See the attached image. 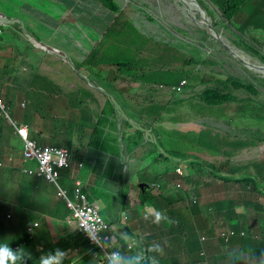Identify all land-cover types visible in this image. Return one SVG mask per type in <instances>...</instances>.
Listing matches in <instances>:
<instances>
[{"label":"rangeland","instance_id":"1","mask_svg":"<svg viewBox=\"0 0 264 264\" xmlns=\"http://www.w3.org/2000/svg\"><path fill=\"white\" fill-rule=\"evenodd\" d=\"M120 6L121 12L116 15L119 19L111 23L110 29L113 32V36L109 39V44L116 50H122L126 45L133 52L136 47L140 51L147 55H156L165 52L168 56H173L175 62L164 61L161 62L158 59H154L151 56H147L145 62L151 64L146 68L141 76L144 78L145 83H163L171 80L188 79L191 84L184 95L179 96V101L185 103V108H182L183 103H173V110L177 119L175 124L170 125L172 129L170 131L164 130L161 126H158L156 131L159 136V142L161 148L166 152L169 151V155L160 156V154L154 157L161 163L162 168H168L172 171L176 170L178 161H187L190 157L196 158L197 163L204 165L203 174L208 173L210 182L213 183L217 179L211 173L216 171L211 165H205V162L217 165L219 168L222 166H229L227 173H223L224 176L230 178L233 175L236 179H241L240 185H235V181H232L233 186H228L225 189V198H219V201L213 200L212 203H204L201 198L194 195L198 194V191L192 190L189 195L187 188L171 189L173 193V211L177 214V218H186L188 222L196 225L197 223L202 226V221L206 219V215L211 212H216L213 217V222L221 219L228 224L240 225L245 229H249L252 232L260 229H264V202L261 200L263 195H259L260 187H264V177L260 173V166L264 164V141L258 140L257 146L254 149H248L247 153L242 151L237 153V150L232 149L230 154H226L229 149L223 151L210 150V145L214 143L213 135L227 134L230 136L232 142L242 140L241 136L252 135L257 136L259 131H264V108L259 106V103H264V70H251L245 65V62L239 61L234 58L223 47L219 40L214 41L212 36L216 39L219 38L217 33H214L211 29L200 27L197 23L202 20V14L199 12V8L204 11V17L209 19L206 23H214L217 28L218 34L221 35L222 41L227 43L226 47L234 48L238 51L244 61L251 63L258 67H263L260 63H263V54L256 55V52L251 46L257 48L260 52V42L264 44V40L255 42L259 37L257 32L252 29H243L239 23H232L225 17H221L218 9L212 4V0H185V7L181 4L180 0H115ZM200 1V2H199ZM59 0H53L50 3L48 0H0V11L7 14V17L13 18L12 22H0L6 23L3 26L13 27L8 31H4L1 37L8 35V40L0 41V45H3V49H0V55L5 57L16 56L20 60L37 58V52L43 59L53 58L58 60L59 74H55L52 78V92L56 94L59 90L69 89L72 85L75 87L76 83H80L81 78L72 72L71 68L76 67V63L72 60L75 54L81 52L84 55L93 50L96 54L100 53L99 48L94 45L85 44L86 40L83 38L93 39L91 30L86 28L90 26V23H95L100 19L97 13L90 17L86 11H79L78 15L84 14V18L76 21H72L73 18L70 10H64L58 7ZM89 2L93 4V0H78L79 7L87 5ZM190 3V4H189ZM96 4V2H94ZM201 4V5H199ZM202 6V7H201ZM221 2H218V7H221ZM185 8H192L194 13H188ZM195 8V9H194ZM94 12V11H93ZM3 15L2 13H0ZM4 16V15H3ZM249 20L255 23L252 17ZM68 23L72 25H78L77 27L65 24L59 26L61 28L55 29L59 23ZM89 23V24H87ZM221 23V24H219ZM229 26H234L229 29ZM244 24V23H243ZM27 33H24L23 28ZM108 32V31H107ZM36 33H40L44 36L45 43L48 45L59 46L64 51L68 58H62L54 54H46L42 52L39 47L34 46L29 52L25 50L26 56L18 50L14 40L23 41L22 48H25L26 41L37 38ZM106 34V33H104ZM82 37V39H80ZM34 38V39H33ZM12 40V41H9ZM254 41V42H253ZM264 48V46H262ZM211 51V54L209 52ZM21 53V54H20ZM133 60L136 58V54L132 55ZM84 59V58H80ZM114 56H111L108 60H101V64L108 63L113 60ZM4 59H1V65L4 63ZM15 64V63H14ZM39 64V63H37ZM212 64V65H211ZM212 66V67H211ZM18 65L15 64V68ZM205 70H213L222 74L220 81H226L228 78H238L246 82L254 83L258 90L259 95L246 91L245 89H237L232 83L220 84V88H226L228 93L231 94L232 100L221 105H210L208 102H203V106L196 107L197 102L204 101L202 93L204 88L210 84V77L213 76L211 72H208L207 79L203 82L196 83L193 81V73L201 68ZM103 68L95 69L94 75L100 74ZM86 75L93 81H97L98 78L93 76L89 71H86ZM137 77V72L134 74V78ZM263 78V79H262ZM89 80V79H88ZM70 84V85H69ZM71 86V87H72ZM18 88V86L16 87ZM73 90L78 94L82 91L81 88ZM161 91H165L161 89ZM65 92V91H64ZM191 92V93H189ZM3 93V92H2ZM89 94L90 92L87 91ZM169 93V92H167ZM252 98L254 100V108H246L242 110L240 102H235ZM6 112L18 123L24 121V115L27 111L20 106L19 99L15 100L13 104L5 101ZM68 107V104H64L63 109ZM80 113L83 119L90 118L92 115L91 106L87 103L85 98L79 99ZM165 107V105H163ZM155 112L159 111L156 107ZM195 111V115H190ZM203 119L204 123L200 125V128L205 129L192 130L190 128L194 120ZM170 120L168 118H165ZM3 124L5 131H8L12 135L13 141L18 147H22V141L17 135H14L11 125L8 124L3 118ZM149 140H152L148 136ZM53 141L47 144H58V139H52ZM109 154L113 151L108 149ZM114 156H105L96 164H93L85 172L84 183L86 185L85 190H88V196L91 202H98L101 215L106 222L114 224L113 231L117 232L123 242L126 245L127 251L129 247H134L135 254L141 252L138 246L136 236L141 237V243L146 250L150 245L157 244L159 240L157 238L151 244L149 237L151 233V225L154 223L153 219L145 218L142 216L143 209L141 206V191L144 189L142 184L135 182V179L130 180L127 178V182H124V178L120 179V176L124 174L123 163L120 161V157L117 152ZM159 157V158H158ZM18 159H23L22 154L18 155ZM4 161V160H3ZM8 165L0 166V182L7 179H3V168ZM194 171L197 173L194 178L196 181L202 179L203 174L198 171L199 168L193 163ZM202 168V167H201ZM201 169V171L203 170ZM13 169V170H12ZM223 170V169H222ZM11 174H13L17 181L13 184L18 193L17 182H23L22 193H29L30 184L33 179L23 173L18 172L11 166ZM141 174L144 176L143 180L149 186L155 180V171L151 169H143ZM206 175V174H205ZM189 176V175H188ZM258 178V180H257ZM80 181H76V187L80 188L78 184ZM183 183V182H182ZM184 184V183H183ZM201 184V180L199 185ZM190 185V184H189ZM187 185V186H189ZM186 187V185H184ZM81 189V188H80ZM41 194L47 200L54 203V206L58 209L57 212L49 210L46 201L40 199L32 201V205L28 202H22V208L30 209V218L40 223L41 228L49 226L51 235L62 236L69 231H77L78 226L75 221L68 223L69 210L66 208L65 203L57 198L55 188L41 181L40 183ZM57 190L61 194H71L74 189L65 190L61 186L57 187ZM187 193L189 199L184 200V195ZM221 190V188H220ZM264 192V188L261 189ZM185 193V194H186ZM14 194V193H11ZM10 194V195H11ZM223 194V195H224ZM196 196L198 201L195 202ZM22 199H26L23 197ZM233 199V201H229ZM209 202V197L207 201ZM38 202V203H37ZM246 202V203H244ZM45 203V204H41ZM156 210L159 209V202H155ZM213 207L216 211H213ZM62 210L59 214V210ZM163 216L169 217L168 213H161ZM128 218L127 226L122 225L120 222H124L125 218ZM230 221V222H229ZM212 222V223H213ZM60 226L65 227V229ZM211 227V226H210ZM218 233V229L214 228ZM155 231L157 232V225H155ZM191 231V230H190ZM203 231H200L201 234ZM134 234L135 236H132ZM10 239H15L14 236H10ZM205 237L201 236V241L205 242ZM172 245V243H171ZM260 249L264 248V239L258 242ZM223 248V247H221ZM248 248V247H246ZM252 248V246L250 247ZM248 248V249H250ZM164 250V249H163ZM247 252V251H245ZM150 255V253H147ZM154 255L151 253L150 256ZM165 253L163 252V256ZM162 256V257H163ZM182 256V255H180ZM255 253H249L240 258L231 253L230 258L232 262L234 258H238L235 264H262L256 260ZM181 262H188L185 256L179 258Z\"/></svg>","mask_w":264,"mask_h":264},{"label":"clouds","instance_id":"2","mask_svg":"<svg viewBox=\"0 0 264 264\" xmlns=\"http://www.w3.org/2000/svg\"><path fill=\"white\" fill-rule=\"evenodd\" d=\"M180 1L182 2L181 4L185 7V5H186L185 0H180ZM242 1L243 2L245 1L246 3L243 6H242L243 3L237 6L238 11L241 9L239 12V15L237 17V20L224 15L222 6L218 7V2H220V0H212V4L218 9V11L221 14V17L227 18V20L231 21L232 23L241 24L243 29L255 30L257 32V34L262 37L263 34L260 33L257 29H255L253 25H250L253 22H251L249 20V17H252L255 20L257 15H263L264 16V0H242ZM199 5H201V4H199ZM120 6H122V5H120ZM185 9L188 11V13H194L192 8H185ZM198 9H199V12L202 14V20L198 21L197 24L200 27L207 28V25L205 23L208 22L209 19L207 18V16L204 17V11H202L199 8V6H198ZM93 11L95 12V11H103V10L100 9L99 7H95ZM243 21H244V23H249V24L244 27ZM4 22H6V21H4ZM7 22H9V21L7 20ZM3 24H6V23H0V25H3ZM219 24H221V23H219ZM210 25H212V27L215 29V32L214 31L213 32L217 33V36H219L218 39H216L212 36L213 40L214 41L219 40V42L223 45V47H225V49L230 53L228 47H226L227 43L222 41L221 35L218 34L217 28L214 26V23H212V24L210 23ZM226 25L229 26V24H226ZM93 28L95 30H97L95 27H93ZM228 28L229 29L233 28V30L235 32H236V30H238L234 26H229ZM55 29L57 30L59 28L55 27ZM3 33H4V31L0 27V35H2ZM40 40H42V39H40ZM29 41H31V40H29ZM42 41L45 42L44 39ZM32 44L34 46H36L35 45L36 42L35 43L32 42ZM51 46H53V45H51ZM0 47L3 48V45H0ZM36 47H38V46H36ZM53 47H55V50H51L48 48H41V47H39V49H41L42 52H47L50 54L58 55V57L68 58L66 53L64 51H62L59 47H57V46H53ZM251 47H253V46H251ZM231 50H233L240 58H242L241 62H245V65H247L248 67L250 66L248 69L258 70V71L264 70V64L260 63V65L263 67H258L256 65L251 64V63H247L246 61L243 60L245 58L242 57V55L238 51H236L234 48H231ZM263 51H264V48L261 47L260 48V54H263ZM89 53L90 52L85 54V59ZM253 53L260 56V54L258 52H253ZM209 54H211V51L209 52ZM230 55H232V54L230 53ZM232 56L234 58L238 59L234 55H232ZM168 58H173L174 61H172V62H175V58L173 56H169ZM85 59L80 63L74 61L73 59L72 60L68 59L69 62L74 61L76 63V67L71 68L72 71L75 72L76 75H78L81 78V80L83 81V83L86 85V87L88 89H90L94 92H102L106 97V102H105V104L101 110V113L98 116L97 123H96L95 127L93 128V131L91 134V138L89 141H87L88 150L82 149L80 147H76V141H75L73 136L66 137V138L59 136L56 129H54L53 133L44 132V135L47 139H58V144H55V145L54 144H46L45 146H42L41 143L43 141L41 139V137H42L41 133L35 132L29 126V121L33 117V112H32L31 107L29 105L28 99L24 96H19V95H16L13 97L8 96L6 92H4L0 89V120L2 121V124H3V118L6 121H8V124L11 125V127L13 129V133L15 135H17L20 138V140L22 141V147H18L16 145V149L13 150L10 154L8 162L11 163V166L13 168H15L18 172L23 173V174L31 177L33 179L31 184H34V182L41 183V181H39L37 178H42L46 181H49L51 184H53V186L55 187V190H56L57 198L60 199L61 201H63L71 211V218L68 220V223H70L71 221H75L77 223V226H78L77 231L81 232L83 235L86 236V234L81 231L80 226H79L81 219H80V217L76 216V209H78V206H80V207L83 206V204L81 202L76 201L75 194H74L75 189L77 188L76 187V181H78V180L80 181L78 186L81 188L82 193L86 196V198L88 200L87 206L89 208H91L93 211H95L96 213H98L99 216L102 218V220L105 223L109 224V229L103 233L104 237L105 236L110 237V240H104L103 241L104 244L108 247V251L110 253L109 254V257H110L109 261H107L106 263H103L104 254L102 252H100V248H99V245L97 243H91L92 245H94V248L91 250H88V251L75 250L74 252H71V253L63 252L60 249H56L54 253H52V252L49 253L46 249H44L43 245L36 244L35 245L36 251L45 253V254H42L43 257L40 258V264H61V261L63 258L68 259L71 262V264H74L77 261L83 259L84 257H87L88 255L93 256V258L97 262L96 264H144V262L146 260L149 261V264H159V260L157 258V255H163L162 245L154 243V244L150 245L146 250L143 249L141 252H139L137 254H135L133 246H130L129 251H127L126 245L123 242V240L121 239V237L119 236V234L117 232L113 231L114 224H110L109 222H106L105 219L102 217L101 209H100L98 202H91L88 198V195L83 192L85 190L86 185H85L84 181L82 179H80V173L84 170L87 171L89 169V167H90L89 166V158L90 157H94L95 155H98V154L102 158L105 156H111V155L114 156L115 155L114 151H115L118 153L120 160H124L123 159V151H126L129 147L131 149H133L134 146L137 144V140L135 137L136 131H137L135 128L136 124H133L127 118L129 115L127 113H125V111L123 109L118 107L114 97L112 95L111 96L108 95V92H107L108 87L96 85L92 81V79L86 75V71H88V69L81 65L85 61ZM262 59H263V63H264V57H262ZM18 60L20 63L23 62L25 64V65H21V67H26V64H30L32 68H36L37 58H34L33 60L28 59V58L27 59L25 58L24 60H20V59H18ZM245 60H247V59H245ZM205 68L206 67L201 68V69L197 70L196 72H194L192 79L196 83L203 82L207 79L206 75H208V72H211V74L213 76H211L209 78L210 84L208 87L204 88V92L202 93V98L204 100L206 98L207 93L209 91H213V95H211V97L208 100L211 102L210 105H221V104H224V103L232 100L231 94L228 93V90L226 88L221 89L219 86L220 84H222V85L224 83L229 84V82L236 83L237 81L246 82L244 80H240L238 78H233V77L228 78V80H226V81H220V77L223 76L222 74L217 73L213 70H205ZM198 78H199V80H197ZM38 81H39V83H41V79H39ZM166 82L172 83V85L166 86L165 84H160L158 86V89L166 90L167 92H169L168 94H171L172 96L177 98L176 101H179V96L184 95L183 93L186 92L185 91V90H187L186 88H188L191 84V82L185 78L180 79V80L166 81ZM249 83H252V82H249ZM252 84H254V83H252ZM240 89H242V88H240ZM189 93H191V92H189ZM17 99H19V101H20V106L27 111V114L24 115V121L21 123H18L16 120H14L6 112L5 101H8V102H10V104H13V102ZM203 102L204 101H202V103ZM241 108H242V105H241ZM242 110H244V109H242ZM38 111H39V116L44 117L41 108H38ZM195 114L196 113L194 111V114H192V116ZM194 122H195V120H194ZM194 122H193V124H194ZM203 123L204 122H201L200 125ZM1 127H2L1 133H3L6 136L12 137V135L8 131H5L4 124ZM200 129L202 130L205 128L202 127ZM193 130H196V129H193ZM215 134H217V133H215ZM34 135H36V136H34ZM219 135L224 136L229 140L231 139L230 136H228L227 134H219ZM241 139L242 140L252 139V135H249V136L244 135V137L241 136ZM255 147L256 146H252V147H249L248 149H254ZM159 148H161L160 143H159ZM46 149H50V151H52V152H48V154L46 155L47 160H49L48 161V169L51 173L49 171L42 173L43 164L45 161L43 158H40L39 156H37V153H39L41 151H45ZM70 149H72L73 151H70ZM108 149H111L113 152L111 154H109ZM239 150H241V151H239L237 153H241L242 151H245V153L248 152L244 148H239ZM159 151H160V149H159ZM229 151L230 150L227 151V153H226L227 155H228ZM71 152L78 154L82 158V160L80 162L73 160V155ZM162 152H164V153L158 152V155L159 154H160V156L169 155V151H166V153H165V151H162ZM20 153L22 154V157H23V159L21 161L18 159V155ZM121 157H122V159H121ZM153 159L150 162L149 169H151L153 171H155L154 169H158V170H156L157 173H155L156 174L155 180L150 186L144 182V180H143L144 176L141 173H133V172L125 170L124 174L120 176V179L124 178L123 181L127 182V178L128 179L130 177L136 178V180L139 181V183H141L143 185L144 190L148 189L152 193H154L155 195H162L165 191L170 192L171 189H177L176 187L187 188V190L189 191V195H190V192L193 190V184H194V180H195L194 176L197 174L194 171V166H193V163L197 162L196 158L190 157L187 161H178V164L176 166L175 171H172L168 168H162V165L158 161V159L155 158V161ZM8 162H6V163H8ZM3 163L4 162H0V166H2ZM196 168H197V166H196ZM180 169L183 172L180 173L179 172ZM197 170L199 171V168ZM30 171H33L34 173L31 174ZM69 172L76 173L77 176H75L73 178L72 189H74V190L72 191L71 194H66V197H65L64 195H61V193L57 190V187L61 186L65 190H71L70 188L63 187L61 184V181L63 180V177H64V173H69ZM212 172H215V175L218 178L214 174L213 175L215 176V178L217 180H219L225 186V189L228 186L234 185V184L232 185L231 182L225 183L224 181H222L220 179L223 177L228 178V177L223 175V173L225 174L228 171L222 170L221 174L218 173L217 170L212 171ZM38 173H42L43 175L39 176ZM205 174H203L202 179H200L201 183H206L209 180V174L208 173H205ZM174 176H178V180L174 181L173 187L169 189L168 183L174 179ZM234 177L235 176L233 175L229 179H231L233 181H240L241 180V179H236ZM200 180L197 182L199 183ZM257 180H258V178H257ZM240 184L241 183H239V182L235 183V185H237V186ZM184 185H186V187ZM187 185H189V186H187ZM31 187L32 186H30V188ZM262 188H264V187H260V190L258 193H259V195L264 196V192L261 190ZM9 189H15V187L13 186L12 188H9ZM181 191H183V190H181ZM189 195L187 196V199H189ZM194 197H195L194 201L197 202L198 198L196 196H194ZM198 197L201 198V201L206 203L202 196L198 195ZM40 199L45 201L43 195H41V194L33 195V197L30 198L31 201L40 200ZM261 200L264 202V197L261 198ZM69 201L73 202L75 208L70 207L68 205ZM230 201H233V199H230ZM244 203H246V202H244ZM28 204L29 203H27V205ZM144 208L145 207L143 206V212H144ZM26 211L29 214L31 213L30 209H28V208H26ZM165 212L168 213L167 209H165ZM145 214H147V213H145ZM154 214H155V222L156 223H159L161 221V219H166V217H164L161 213H157V210L150 215H154ZM150 215H145V216H150ZM127 221H128V218L126 217L125 221L124 222L122 221L120 223L122 225L127 226ZM91 222L96 223L95 220H93ZM169 222L171 223V221H169ZM47 227L49 228V226H47ZM48 228L46 229L47 232H48ZM40 229H41L40 223L36 222L34 219H31L29 216V219L27 221V229L25 230L28 233V237L30 239H33L35 236V233ZM212 229H214V228H212ZM70 232H72V231H69L68 233H70ZM49 238H50V236H49ZM136 239H137V243L139 246V244H140L139 238L136 237ZM52 241L58 242L59 241L58 236H56V237L53 236ZM14 249L5 245V244H3V246H0V264H16V261H19V262L25 261L24 255L19 254V256H18V253L21 251L20 245L14 246ZM147 253H155L157 255H152L149 257L147 255ZM17 259H19V260H17Z\"/></svg>","mask_w":264,"mask_h":264},{"label":"trees","instance_id":"3","mask_svg":"<svg viewBox=\"0 0 264 264\" xmlns=\"http://www.w3.org/2000/svg\"><path fill=\"white\" fill-rule=\"evenodd\" d=\"M50 3L53 2V0H48ZM75 1L76 0H59L58 7L61 9H64L66 7L75 8ZM96 2V6L92 5L91 7L89 4L78 7L76 11H86L91 18L94 13H97L100 16V19L97 20L95 23H90V26H87V28H90L91 34L93 35V38L100 37V47L104 50L103 53L100 52L99 54H96V51H91L87 56L85 61L81 64L83 67L87 68L88 70L94 71L96 68L95 65H101V58H105L106 54H110L107 50V45L109 44V39L113 36V32H111L110 26L111 23L114 21H117L118 15L121 12L120 6L115 2V0H93ZM222 3V9L224 12V15L233 19L237 20V17L239 15L240 10L238 11L237 6L242 4V6L246 3L242 0H220ZM95 7H99L103 11H95L93 12ZM264 16L263 15H257L255 19V23H251L250 25H253L255 29H257L260 33L263 34V36H259L255 42H260L261 40H264ZM244 23V21H243ZM89 24V23H87ZM249 23H244V27L248 25ZM3 31H8L9 28L13 27H6L3 25H0ZM95 27L97 30L92 29ZM108 31V32H107ZM106 33V34H104ZM39 39H44V36L40 33L35 34ZM0 40H8V35L6 34L5 37H1ZM12 41V40H9ZM16 43V47L18 50H22V54L26 56L25 50L29 52L31 49H34V45L31 41H26L25 48H22L23 41H17L14 40ZM260 47L264 46L263 43L259 44ZM99 47V46H98ZM0 49H3L0 47ZM253 50L256 52H259L257 48L254 46L252 47ZM104 54V55H103ZM169 57L165 52L159 54L154 59H158L161 62ZM8 60L6 57L0 55V76L1 73L5 72V68H8L10 66V63L7 62L3 66L1 65V59ZM131 76L133 74L131 72H128ZM160 84H165L166 86H171L172 83L163 82ZM238 89L242 88L246 91L252 92L256 95H259V90L255 84L249 83V82H243V81H237L236 83H233ZM3 85L0 81V89H2ZM4 92L8 93L10 92V87L8 86ZM213 95V91H209L206 95V98L204 99V102H208L211 104L209 98ZM235 102H240V105H242V109L246 108H254L253 103L254 100L252 98L239 101V99L234 100ZM260 107L264 108V103H259ZM264 110V109H263ZM2 121L0 120V162H4L2 166H5L3 168L4 176L3 179H7L8 183H5V181L0 182V246H3V244L11 247L14 249V246L20 245L21 251L18 253L25 256L24 262L16 261V264H40V258L43 257L42 254H45L43 252L36 251L35 245L40 244L44 246V249H46L49 253H54L56 249H60L63 252H74L75 250L79 251H88L94 248V245L91 244L88 237L83 235L79 231H72L70 233H67L62 236H58V242L52 241L53 236L51 235V231L48 228V232L46 231L47 228H41L35 233V236L33 239H30L28 237V233L25 231L27 229V221L29 219L30 214L26 211V208H22V202H28L30 205H32V202L30 198L33 197V195L41 194L40 190V183L34 182V184H30L32 186L29 189V193L24 194L18 191L16 193L15 189H9L12 188L13 185H8L9 183H16L17 179L16 177L11 174V163L8 162V159L10 157V154L13 150L16 149V144L11 140L10 136H6L2 131ZM54 126H56V121H54ZM258 140L264 141V131H259V134L257 136H253V139L248 140H237L236 142H229V147L231 146V149L228 154L231 153L232 149L237 150V152L241 151L239 148H244L245 150H248L249 147L257 146ZM47 143L43 141L41 143L42 146H45ZM211 149H216V146L214 143L210 145ZM9 148V149H8ZM70 151H73L70 149ZM73 155V160L80 162L82 158L74 153L71 152ZM4 160V161H3ZM8 162V163H6ZM196 166L199 167V170L204 167V165H200L197 162H195ZM205 165H211L212 168H215L218 173L221 174L222 170H226L229 168V166H222L219 168L217 165L210 164L205 162ZM202 167V168H201ZM13 170V169H12ZM85 171V170H84ZM203 170L201 173L203 174ZM86 172V171H85ZM215 175V172H211ZM260 173L262 177H264V164L260 166ZM77 176L76 173L69 172L64 173L63 180L61 181V184L63 187H67L72 189L73 187V178ZM216 176V175H215ZM217 177V176H216ZM218 178V177H217ZM39 181H44L47 184H51L49 181H46L42 178H37ZM225 183H230L233 180L229 178H220ZM240 182V181H235ZM18 187L21 188L23 182H17ZM54 187V186H53ZM55 188V187H54ZM84 193L88 195V190H84ZM14 193V194H11ZM186 193V192H185ZM184 195V200H187V193ZM11 194V195H10ZM43 195V194H41ZM173 193L169 191H165L162 195H155L150 190L145 189L143 192L141 191V202H140V210L143 209V206L147 203H151L155 206V202H159V209L157 210V213H162L167 209L168 214H170V218L166 217V219H161L159 223L155 222V214L150 216H144L145 218L153 219L154 223L151 225V233L149 237L151 238L150 243L152 244L154 240L157 238L159 242L157 244L162 245L163 252H165V255H157L154 253V255H157V258L159 260V264H235V262L238 261V258H234V261L232 262V259L230 258L231 253L234 255L243 258L245 251H251L252 253H255L256 260L264 264V248L260 249L258 247V242L260 240L264 239V229L257 230L254 232L250 231L249 229H245L242 227L241 224L239 225H232L225 224L223 227V231H219V233H216L214 229H211L209 226V219H204L202 221V226L200 224L194 225L191 222H188L186 218L179 219L177 218V214L175 211H173V199L172 196ZM25 197L26 199H22ZM43 197H45L43 195ZM89 198V196H88ZM90 200V199H89ZM49 210H54L55 212L58 211V209L54 206V203L50 202L48 197L47 200L45 199ZM38 203V202H37ZM45 204V203H41ZM66 208L69 210L70 215L68 218H71V211L65 204ZM61 209L59 210V214L61 213ZM171 221V223L169 222ZM230 222V221H229ZM155 225H157V232L155 231ZM202 230L201 234L198 232ZM191 230V231H190ZM49 233V234H48ZM10 236H14L15 239L11 240ZM50 236V238H49ZM132 236H135L132 234ZM201 236L205 237V242L201 241ZM139 238V247L141 251L144 249L142 243H141V237L138 235L136 236ZM234 239L240 240V242H232ZM172 243V245H171ZM252 246V248H250ZM223 247V248H221ZM250 249H248V248ZM15 250V249H14ZM151 255V253H150ZM150 255H148L150 257ZM185 256L188 259V262H181L179 260L180 257ZM163 256V257H162ZM19 260V259H17ZM96 260L93 258V256L88 255L87 257H84L83 259L77 261L74 264H96ZM61 264H71V262L63 258L61 261ZM144 264H149V261L146 260Z\"/></svg>","mask_w":264,"mask_h":264},{"label":"crops","instance_id":"4","mask_svg":"<svg viewBox=\"0 0 264 264\" xmlns=\"http://www.w3.org/2000/svg\"><path fill=\"white\" fill-rule=\"evenodd\" d=\"M88 4L90 7L95 5L91 2ZM78 7V0H76L75 8L71 10L69 9L70 7L64 8V10H70L71 12V14H68L67 18H69V15H73V18H70L72 21L83 19L85 17L84 14L80 13V15H78L79 11H76ZM65 24L68 23H59L56 27L61 28ZM68 25L74 27L78 26L72 24ZM80 39H82V37H80ZM83 39L86 40L85 44L94 45L99 48L100 52L103 53L104 50L100 47L99 43L101 40L100 37L97 36L93 38L94 40H90L89 38ZM107 48L110 54H106L105 58H101V60H108L111 56H114V59L110 60L109 64L104 63L98 66L95 65V69L103 68L100 74L94 75V71H88L93 76L98 78L97 81L92 80L96 85L108 87V95H112L114 97L118 107L123 109L125 113L129 115L127 118L133 124H136L135 128L137 131L135 137L137 144L133 149L129 147L126 151H123L124 160L120 161L123 163L124 171L126 170L133 173H141L143 169H149L151 160L158 154V152L164 153L162 152L164 150L159 148V136H157L156 131L158 130V126H161L162 129L167 131L172 130L169 126L175 124V120L177 119L175 110H173L172 102L183 103V109L185 108V103L182 101H176V97L158 89L160 83H145L144 78L141 76V74L143 75L144 70L151 66V64L145 62L147 56L156 58L159 54L147 55L145 57L144 55L146 54L136 47V50L134 51L136 58L133 60L132 55L134 52L126 45L122 50H116L112 48L110 44L107 45ZM43 53L44 55L50 54L47 52ZM6 58L8 60H5L2 66L7 62H10L11 64L8 68H5L4 73H1L0 81L3 85L2 89L4 91L9 86L10 92L7 93L8 96L13 97L19 95L28 99L33 112V117L29 121L31 129L35 132L41 133L42 141H46L47 143H50L53 140L47 139L44 132L53 133L54 129H56L59 136L64 138L73 136L76 141V147L88 150L87 141L91 138L93 128L95 127L98 116L106 102L105 95L102 92H94L88 89L82 80L80 83H76L75 87L69 84V89H64L62 86V90L60 89L56 94L50 93L52 92V78L55 74H59L57 65L58 60L55 61L53 58H50V60L43 59L37 52L36 68H32L30 64H26V67H21V65L25 64L23 62L20 63L16 56L12 55ZM80 58L85 59V54L81 55V52H79L75 54L73 60L80 63L84 60ZM164 61L172 62L174 59L167 57L162 62ZM14 63L18 65L17 68H15ZM128 72H131L133 76H131ZM136 72L137 77L134 78V74ZM73 73L76 74L75 72ZM39 79H41V83H39ZM197 80H199V78ZM17 86L18 88H16ZM73 88H81L82 91L77 94ZM87 91L90 93L88 94ZM82 98L86 99L92 110L91 117L87 119H83L80 113L81 109L79 107V99ZM64 104H68V107L65 109H63ZM193 104H195L196 107H199L200 105L203 106V103L201 102ZM163 105H165V107H163ZM156 107L159 108L158 112H155L154 110ZM38 108H41L44 117L39 116ZM192 114H194V111L190 115ZM165 118L171 120H167ZM54 121H56V126H54ZM201 122H204V120H201L200 118L195 120L194 124H192L190 128L192 130H200ZM148 136H150L152 140H149ZM11 140L13 141L12 137ZM213 140L216 149L210 150L223 151L231 149V146L229 147V142L232 141L226 137L214 134ZM101 159L102 157L99 154L94 157H90L89 166L96 164ZM154 170L155 173H157L156 170L158 169ZM85 171L80 173V179L82 180L85 178ZM129 179H135V182L138 183L136 178L130 177ZM177 180L178 176H174V179L168 183V188H172L174 181ZM193 190L198 191V194L194 195L202 196L206 201L209 197L210 201L206 202V204H211L213 200L219 201V198H222V196L225 198V186L219 180L211 183L209 179L206 183H201L199 185L195 179ZM18 191L22 193L21 190ZM144 207V216L150 215L156 211V208L151 203L145 204ZM213 211H216L214 207ZM163 213L166 212L163 211ZM215 214L216 212L208 213L206 215V219H209V226H211V229L217 228L221 231L224 225L228 223L221 219L213 222L212 215L215 216ZM60 227L65 229L63 226ZM253 236L254 232L252 237ZM232 242H240V240L234 239ZM249 253L252 252L248 250L244 253V255ZM248 262L251 264L250 261Z\"/></svg>","mask_w":264,"mask_h":264},{"label":"built area","instance_id":"5","mask_svg":"<svg viewBox=\"0 0 264 264\" xmlns=\"http://www.w3.org/2000/svg\"><path fill=\"white\" fill-rule=\"evenodd\" d=\"M50 149H46L45 151H41L37 153V156L40 158L44 159V164H43V170L42 173H45L46 171H49L48 169V161L46 158V155L48 154ZM50 172V171H49ZM179 172H183L181 169ZM31 174H33V171H30ZM42 173H38L39 176H42ZM51 173V172H50ZM75 199L76 201H79L83 204L82 207L78 206V209H76V216L80 217L81 222H80V229L82 232L86 234V236L89 238L91 243H97L100 248V252L104 254L103 256V263H106L109 261V251L108 247L104 244V240H110L109 236H103V233L109 229V224L105 223L102 218L99 216L98 213L93 211L91 208L87 206L88 200L86 196L82 193L80 188L75 189ZM66 197V194H61ZM70 207H74L73 202L68 203ZM95 220L96 223H92L91 221Z\"/></svg>","mask_w":264,"mask_h":264},{"label":"water","instance_id":"6","mask_svg":"<svg viewBox=\"0 0 264 264\" xmlns=\"http://www.w3.org/2000/svg\"><path fill=\"white\" fill-rule=\"evenodd\" d=\"M0 13H2L6 18H7V15L6 14H4L2 11H0ZM15 19H17V18H15ZM7 20L9 21V19L7 18L6 19V22H7ZM0 22H4V21H2L1 19H0ZM206 25H207V27L209 28V29H211L212 31H214L215 32V29L212 27V25H210L209 23H205ZM34 39V38H33ZM34 41L36 42V46H38V47H44V48H48V49H51V50H55V47H53V46H51V45H48V44H46L44 41H42V40H40V39H38V38H35L34 39ZM229 49V51H230V53L232 54V55H234L235 57H237L240 61H242V58H240L233 50H231L230 48H228ZM142 187H143V185H142Z\"/></svg>","mask_w":264,"mask_h":264},{"label":"bare ground","instance_id":"7","mask_svg":"<svg viewBox=\"0 0 264 264\" xmlns=\"http://www.w3.org/2000/svg\"><path fill=\"white\" fill-rule=\"evenodd\" d=\"M7 18L9 19V22H12V23H14V19H15V18L18 19V17H13V18H9V17H7ZM7 18H6L5 16H3V15L0 14V19H1L2 21H6ZM21 27L23 28L22 25H21ZM23 30H24V33H27V32L25 31L24 28H23ZM42 48H44V47H42Z\"/></svg>","mask_w":264,"mask_h":264}]
</instances>
